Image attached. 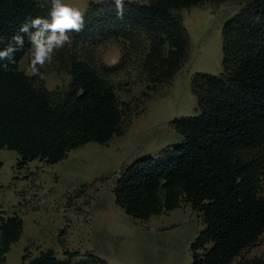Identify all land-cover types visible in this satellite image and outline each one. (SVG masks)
Listing matches in <instances>:
<instances>
[{"label": "trees", "instance_id": "16d2710c", "mask_svg": "<svg viewBox=\"0 0 264 264\" xmlns=\"http://www.w3.org/2000/svg\"><path fill=\"white\" fill-rule=\"evenodd\" d=\"M208 1L221 0L126 1L123 19L111 1L91 4L84 30L70 34L72 44L54 57L70 77L63 91L49 92L42 79L20 71L24 56L30 62L24 35L16 64L0 69V150L15 152L19 168L34 160L55 165L85 144L120 137L123 112L113 85L94 65L95 48L121 38L122 55L138 51L144 74L155 85L167 84L189 48L176 12ZM234 1L239 9L222 28V73H195L190 90L198 114L170 122L182 141L163 152L164 161L144 157L123 167L112 189L115 204L135 220L147 221L182 202L197 211L202 228L190 245V264H231L264 234V0ZM49 9V0H0V50L26 19L48 18ZM22 229L19 216L0 213V264ZM25 253L27 264H107L91 252L79 257L66 251L65 259L52 249L34 257L28 248Z\"/></svg>", "mask_w": 264, "mask_h": 264}, {"label": "rangeland", "instance_id": "374dc122", "mask_svg": "<svg viewBox=\"0 0 264 264\" xmlns=\"http://www.w3.org/2000/svg\"><path fill=\"white\" fill-rule=\"evenodd\" d=\"M66 2L85 12L91 4H101ZM238 9L236 1L221 0L176 12L188 38V55L164 85H155L144 74L138 51L129 58L122 55L121 38L95 48L94 65L113 85L123 112L120 137L105 145L85 144L55 165L34 160L19 168L15 152L0 150V213L5 218L17 215L24 222L20 242L7 253L6 264H22L23 245L33 254L52 249L58 259H65L67 251L79 257L91 252L107 264H190L189 248L202 228L197 211L182 202L170 215L135 220L115 204L112 189L123 167L144 157L164 161L163 152L182 141L170 122L198 114L190 90L192 76L222 73V28ZM126 46L135 49L128 41ZM19 69L37 78L27 70V55ZM41 71L49 92L68 87L70 77L55 59ZM253 258L264 259V234L231 264Z\"/></svg>", "mask_w": 264, "mask_h": 264}, {"label": "clouds", "instance_id": "9594fccd", "mask_svg": "<svg viewBox=\"0 0 264 264\" xmlns=\"http://www.w3.org/2000/svg\"><path fill=\"white\" fill-rule=\"evenodd\" d=\"M50 9L48 18L34 17L26 19L18 28V31L11 37L9 43L0 50V69L7 70L9 65L16 64V53L25 48L24 35L28 37L30 62L28 71L45 79V73L41 71L46 65L53 63L56 53L65 45L73 42L72 33H81L86 26V13L79 7L66 2V0H49ZM99 3H106L109 0H98ZM126 0H111L115 5L117 18L123 19ZM131 3L132 0H127ZM3 37L0 36V43Z\"/></svg>", "mask_w": 264, "mask_h": 264}, {"label": "crops", "instance_id": "0c3cea01", "mask_svg": "<svg viewBox=\"0 0 264 264\" xmlns=\"http://www.w3.org/2000/svg\"><path fill=\"white\" fill-rule=\"evenodd\" d=\"M175 210H176V209H175ZM175 210L170 211V212H167V215H170V214L173 213ZM158 217H159V216H154V217H151L150 219L158 218ZM23 231H24V222H23ZM22 233H23V232H22ZM22 233H21V235H20V237H19V240H18L17 243H15V244H18V243L20 242V238H21V236H22ZM29 243H30V242H29ZM15 244H14V245H15ZM28 245H29V244H28ZM12 246H13V245H12ZM12 246H11V247H12ZM27 247H28L27 245H23V246H22V248H21V252H20L21 255L23 254L24 250L27 249ZM10 249H11V248H10ZM28 249H29V248H28ZM41 250H43V249H40L39 251H41ZM9 251H10V250H9ZM39 251H38V252H39ZM38 252H37V253H38ZM37 253H34V254H33V253L29 252V255H30L31 257H34V256L37 255ZM6 255H7V254H6ZM22 256H23V255H22ZM22 256H21V261H22ZM21 263H22V264H27V262H23V261H22ZM5 264H6V263H5Z\"/></svg>", "mask_w": 264, "mask_h": 264}]
</instances>
